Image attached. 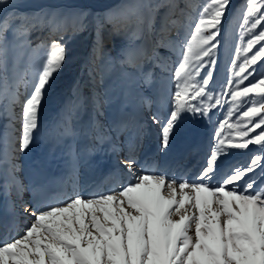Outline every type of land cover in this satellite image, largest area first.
Returning a JSON list of instances; mask_svg holds the SVG:
<instances>
[{
    "label": "snow or ice",
    "instance_id": "1",
    "mask_svg": "<svg viewBox=\"0 0 264 264\" xmlns=\"http://www.w3.org/2000/svg\"><path fill=\"white\" fill-rule=\"evenodd\" d=\"M229 3L230 0H209L184 42L182 59L171 70L175 90L162 124L161 147L168 148L171 137L181 132L189 115L193 118L207 116L211 108L225 103L229 105L228 117L236 115L237 119L234 123L225 120L220 129L226 124L236 129L237 139L223 138L217 131V143L195 181L154 173L135 176V160L130 155L121 164L133 173L135 182L118 192L93 197L76 195L62 205L45 208L25 206L24 211L33 219L21 235L0 241V264H264V0H247L241 19L243 34L248 39L243 47L236 49V59L231 62L232 77L221 95L214 96L208 89L211 72L197 78L205 66V57L209 58V64L215 62L211 59L216 47L213 41L220 32L218 25ZM162 6L174 7L149 5L147 16L130 8L123 14L122 23L113 25L112 34L141 39L145 25L151 31L155 22L152 13ZM9 7H14L12 0H0V11L4 12L0 18V68L3 71L7 72L6 34L9 31L21 46L30 45L28 37L36 30L48 28L60 34L59 39L44 45L48 51L22 103L21 134L16 151L25 152L39 129V112L45 93L53 86L55 74L68 58L63 33L85 31L90 13L76 8H42L25 15L8 13ZM166 20L159 30L157 47L165 46L163 34L170 31L169 24L176 23L168 20L167 14ZM104 24H112L110 14H105L103 22L99 17L96 19L97 53L103 52L100 30ZM258 26H261L259 32L256 31ZM256 45L260 47L253 51ZM152 59L143 46L135 50L124 48L113 66L122 69L130 85L150 87L152 73L145 72L144 68ZM258 62L260 66L254 67ZM160 67L167 70L166 65ZM225 96L230 99H222ZM141 99L151 106L148 97ZM17 101L18 95L13 94L11 103ZM94 107L98 110V100ZM151 119L160 123L156 115ZM132 127L129 121H120L105 129L94 120L92 133L96 147L92 151L103 150L106 143L116 151L112 132H125ZM92 133L84 130L86 135ZM63 134L75 135L77 130L65 127ZM250 145L259 146L250 163L233 166L217 180L220 157L229 155L230 149H249ZM257 168L261 169L259 183L256 177L249 175ZM173 216L179 218L173 219Z\"/></svg>",
    "mask_w": 264,
    "mask_h": 264
},
{
    "label": "rangeland",
    "instance_id": "2",
    "mask_svg": "<svg viewBox=\"0 0 264 264\" xmlns=\"http://www.w3.org/2000/svg\"><path fill=\"white\" fill-rule=\"evenodd\" d=\"M12 2L14 7H9L8 13L32 15L42 8H76L83 9L90 15L89 26L85 31L74 34L69 30L63 33L68 58L64 67L55 74L53 86L45 93L39 112V129L34 133L33 142L25 152L16 151L21 134L22 103L30 93L48 51L44 45L59 39L60 34L53 33L48 28L36 30L28 37L30 45L23 46L19 40L13 39L11 31L6 34L7 72L0 68V223L10 220L9 228L1 226V231L9 240L21 235L30 225L33 217L24 211V207H29V201L34 194L44 195L39 206L45 208L62 205L76 195L93 197L118 192L122 187L134 183L135 176L150 174L143 171L138 164L142 156L149 155L155 146L159 148L155 167L159 173L156 174L172 172L175 175L174 172L179 169L176 162L180 156L183 158L181 164L186 166L188 174L198 175L203 166L196 168V165L202 154L208 158L214 149L217 131L221 132L223 138L237 139L236 129L228 128L227 124L220 129V124L225 120L234 123L237 119L236 115L228 117L229 105L225 103L222 107L211 108L207 116L193 118L189 115L181 132L171 137L168 148L161 147L162 124L168 115L175 90L171 70L181 61L184 42L192 33V26L209 0ZM246 3L247 0H230L222 23L218 25L220 32L213 41L216 47L211 59L215 62L209 64V58L205 57V66L200 69L197 77L199 79L211 72L212 79L208 89L214 96H220L225 90L227 80L232 77L231 62L236 59V49L243 47L248 39L243 34L244 21L241 19L245 14ZM149 5L174 7L162 6L154 11L152 14L155 22L151 31L145 25L143 36L139 40L112 34L113 25H120L123 14L130 8H135L147 16L150 13ZM105 14L111 15L112 24H104L100 30L103 52L97 53L96 19L99 17L103 22ZM166 14L168 20H175L176 23L169 24L170 31L163 34L165 46L157 47L156 41L161 35L159 30L167 22ZM3 15L4 12L0 11V18ZM260 30L261 26H258L256 31ZM140 46L145 47L148 55L153 57L144 68L145 72L152 73L153 83L150 87L136 88L130 85L122 75V69L118 65L113 66L122 49L135 50ZM259 47L260 45H256L253 51ZM260 63L254 67L258 68ZM160 65H166L167 70H162ZM13 94L18 95V101L14 104L11 103ZM142 96L151 100L150 107L141 99ZM222 99L230 98L225 96ZM97 100L98 110L94 107ZM153 115L159 117L160 123L152 121ZM94 120H98L105 129L120 121H129L133 127L125 132H112L113 142L117 145L116 151H112L106 143L103 150L93 152L92 149L96 147L92 133ZM65 127L76 129L77 134H63ZM84 130L92 134L86 135ZM259 131L258 129L257 132ZM130 148L135 149V153L131 154L135 160V176L121 164V161L129 157L127 152ZM258 149V145H250L249 149L228 150L229 155L220 157L217 180L233 166L242 167L250 163ZM249 175L256 177L259 183L261 169L257 168ZM99 177H103L102 186L91 191L90 187ZM212 183L215 184L216 180ZM178 218L173 216V219Z\"/></svg>",
    "mask_w": 264,
    "mask_h": 264
},
{
    "label": "bare ground",
    "instance_id": "3",
    "mask_svg": "<svg viewBox=\"0 0 264 264\" xmlns=\"http://www.w3.org/2000/svg\"><path fill=\"white\" fill-rule=\"evenodd\" d=\"M91 81H93V80H91ZM9 117H11V115H9ZM127 153H128V156H130L132 153H135V149L130 148ZM158 156H159V148L155 146V148L153 149V151L149 155L147 154V155L142 156L138 166L140 168H142L143 171H147L150 174L151 173H155V174L159 173V171L156 170V168H155ZM206 160H207V156L202 154L199 163L196 165V168H200L202 166L204 167ZM182 162H183V158L179 156V158L177 159V162H176L178 164L177 167H179V169L174 172L175 175H172V172L170 174H168L166 172V173H163L162 175H165L166 177L175 178L177 180L195 181L197 175H193V173L188 174V171H186V166L182 165L181 164ZM103 175H104V173H103ZM102 183H103V177H99L98 181L92 187H90V190L95 191L96 188L102 186ZM43 199H44L43 194H37V195L34 194L32 196V199L29 201V207L30 208H40L39 203ZM6 220L3 221L2 224L0 223V241L9 240L8 237L5 235V233H3L1 231L2 230L1 226H6L7 228H9L11 226L10 220H8V221H6Z\"/></svg>",
    "mask_w": 264,
    "mask_h": 264
}]
</instances>
